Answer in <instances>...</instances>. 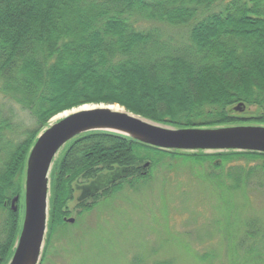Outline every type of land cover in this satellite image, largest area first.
<instances>
[{"label": "trees", "instance_id": "16d2710c", "mask_svg": "<svg viewBox=\"0 0 264 264\" xmlns=\"http://www.w3.org/2000/svg\"><path fill=\"white\" fill-rule=\"evenodd\" d=\"M90 103H116L174 128L251 116L264 122V0H0V264L13 253L37 134L54 115ZM239 103L259 114L244 118L234 109ZM59 154L50 173L48 237L68 225L75 191L80 213L146 182L150 163L135 165L145 156L155 165L167 158L207 163L205 179L219 190L244 189L253 179L255 192L264 188L260 152L164 150L91 131ZM80 176L89 181L77 183ZM236 226L237 262L264 264V224L252 216Z\"/></svg>", "mask_w": 264, "mask_h": 264}, {"label": "rangeland", "instance_id": "374dc122", "mask_svg": "<svg viewBox=\"0 0 264 264\" xmlns=\"http://www.w3.org/2000/svg\"><path fill=\"white\" fill-rule=\"evenodd\" d=\"M173 31L181 33L175 28ZM255 108L240 113L244 118L258 115ZM249 118L227 126H264L257 117ZM144 158L135 165L150 163L146 182L101 197L90 211L79 213V193L75 191L74 199L67 202V218L74 221L64 228L58 226L49 237L46 232L39 264H239L237 221L258 216L264 224V188L255 192L257 179L244 189L219 190L205 179L207 163L194 166L184 159L167 158L168 164L155 165L151 156ZM88 181L82 176L76 180L79 184ZM21 202L16 241L23 196Z\"/></svg>", "mask_w": 264, "mask_h": 264}, {"label": "water", "instance_id": "95a60500", "mask_svg": "<svg viewBox=\"0 0 264 264\" xmlns=\"http://www.w3.org/2000/svg\"><path fill=\"white\" fill-rule=\"evenodd\" d=\"M117 106L118 109H114ZM242 103L235 111H244ZM36 136L29 149L23 186V217L7 264H39L48 224L50 173L61 148L91 131L123 135L164 150L186 152L253 151L264 153V126L172 128L135 115L118 105L83 104L63 111ZM148 164L144 163L143 167ZM19 196L11 200V208ZM72 223L73 218H65Z\"/></svg>", "mask_w": 264, "mask_h": 264}, {"label": "bare ground", "instance_id": "6f19581e", "mask_svg": "<svg viewBox=\"0 0 264 264\" xmlns=\"http://www.w3.org/2000/svg\"><path fill=\"white\" fill-rule=\"evenodd\" d=\"M113 108H114V109H118V107H117V106H113Z\"/></svg>", "mask_w": 264, "mask_h": 264}]
</instances>
